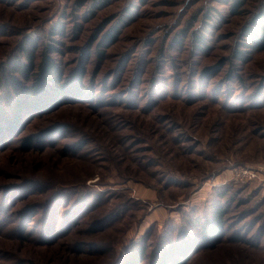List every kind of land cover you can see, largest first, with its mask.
Returning <instances> with one entry per match:
<instances>
[{"label": "rangeland", "instance_id": "374dc122", "mask_svg": "<svg viewBox=\"0 0 264 264\" xmlns=\"http://www.w3.org/2000/svg\"><path fill=\"white\" fill-rule=\"evenodd\" d=\"M235 5L0 0V64L28 36L65 82L84 70L83 96L29 126L55 128L45 145L0 144V215L39 208L31 236L0 226V264H159L216 208L222 232L182 264H264V47L244 36L264 0Z\"/></svg>", "mask_w": 264, "mask_h": 264}, {"label": "trees", "instance_id": "16d2710c", "mask_svg": "<svg viewBox=\"0 0 264 264\" xmlns=\"http://www.w3.org/2000/svg\"><path fill=\"white\" fill-rule=\"evenodd\" d=\"M245 0H236L234 9L239 7ZM57 26V25H56ZM56 28V27H55ZM62 30V29H61ZM58 31V29H57ZM52 35L62 34L58 32ZM62 32V31H61ZM246 40L250 41L251 47L261 49L264 47V6L260 12L252 19L245 29ZM200 38V37H199ZM198 42H202L201 39ZM42 43L39 38H30L26 36L20 43L17 50L11 53L2 64H0V144L10 146L13 142H20L22 149H33L40 145H45V140H49L54 134L53 126H45L37 130H29V126L35 120L49 114L58 109L63 102L83 96L82 80L84 77L83 66L79 67L77 77L72 82H65L62 71L60 70L52 53L54 50L52 43L44 45L42 50L36 54L41 48ZM102 54V53H101ZM86 55V53H85ZM88 57V56H87ZM25 59V60H23ZM87 59V58H86ZM9 139V142H8ZM43 143V144H42ZM47 146V145H46ZM44 147V146H42ZM15 188V187H13ZM27 193V192H25ZM14 197L8 198V213H1L0 226L14 223L13 229L16 236L20 239L31 236L25 231L24 227V211L27 214H38V209L34 205V209L29 212L28 207L20 211L16 206L18 199ZM32 206V207H33ZM13 210L19 211L20 215L17 220H12ZM38 211V212H37ZM12 214V215H11ZM11 215V216H10ZM14 214V216L18 217ZM39 215V214H38ZM37 215V216H38ZM224 211L216 208L212 218L202 220L198 226L199 237L192 239L185 236L183 243L174 242L170 248L163 250L161 262L159 264H182L190 256L191 252H198L202 248V243L211 242L212 239L220 235L223 229ZM56 217V215H53ZM80 217L72 210L68 216L62 218L63 222L70 220L72 217ZM30 217L35 218L34 214ZM35 234V233H34ZM37 235H40L38 232ZM202 241V242H201ZM143 256L141 250H135L129 256L128 263L137 264L139 258Z\"/></svg>", "mask_w": 264, "mask_h": 264}, {"label": "built area", "instance_id": "2783aa9c", "mask_svg": "<svg viewBox=\"0 0 264 264\" xmlns=\"http://www.w3.org/2000/svg\"><path fill=\"white\" fill-rule=\"evenodd\" d=\"M253 176L252 172H249L248 170H241L239 172H237V176L243 177V176Z\"/></svg>", "mask_w": 264, "mask_h": 264}]
</instances>
